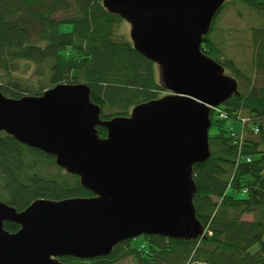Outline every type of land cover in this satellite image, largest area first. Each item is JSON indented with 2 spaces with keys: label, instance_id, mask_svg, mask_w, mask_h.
I'll return each mask as SVG.
<instances>
[{
  "label": "water",
  "instance_id": "water-1",
  "mask_svg": "<svg viewBox=\"0 0 264 264\" xmlns=\"http://www.w3.org/2000/svg\"><path fill=\"white\" fill-rule=\"evenodd\" d=\"M102 1L131 26L135 50L161 68L170 94L129 117L103 121L86 84L20 100L0 91V132L55 157L94 195L39 200L22 212L0 201V264L94 260L127 240L205 235L196 217L194 167L212 156L213 108L239 96L238 80L202 51L227 0ZM5 223L20 230L11 233Z\"/></svg>",
  "mask_w": 264,
  "mask_h": 264
},
{
  "label": "trees",
  "instance_id": "trees-1",
  "mask_svg": "<svg viewBox=\"0 0 264 264\" xmlns=\"http://www.w3.org/2000/svg\"><path fill=\"white\" fill-rule=\"evenodd\" d=\"M229 8L240 16L253 13L260 22L248 30L251 55L245 62L236 55L239 48L226 55L220 47L226 38L210 37ZM63 25L72 31L61 33ZM127 25L102 0H0L1 93L20 100L62 84H86L103 121L129 117L167 90L159 67L135 50ZM202 51L239 82V96L212 113L210 160L194 167V204L204 237L145 236L120 243L108 257H63V264H264V0H227ZM230 120L242 123L240 133ZM97 130L107 137L105 128ZM93 196L55 157L0 132V201L22 212L39 200ZM5 229L16 233L20 226L5 223Z\"/></svg>",
  "mask_w": 264,
  "mask_h": 264
},
{
  "label": "rangeland",
  "instance_id": "rangeland-1",
  "mask_svg": "<svg viewBox=\"0 0 264 264\" xmlns=\"http://www.w3.org/2000/svg\"><path fill=\"white\" fill-rule=\"evenodd\" d=\"M216 22H217L216 29L212 34H210V37L214 38L215 40H223L224 38H226L227 41L224 39L225 43L222 44V46H220L223 50H225L226 55L229 56L236 53L235 48H239L240 53H236V55L237 57H240L241 61L245 62V58H248L251 55L250 53L251 51H249L248 49L250 45L249 39H251L248 30H250L252 26H258L260 24L257 16H255V14L253 13H249L246 11L244 15L240 16L239 13L236 12V9L229 8L228 12L226 10L224 11L223 14H220ZM125 28H126L125 32H128L127 34L130 35L131 26L128 24ZM60 31L61 33H70L72 31V26L63 25L61 26ZM229 39L231 41H229ZM242 44L243 47H245L244 49L238 47ZM239 64L243 66L241 62H239ZM161 72H162L161 68L159 67L158 73L160 75V79H161ZM227 72L228 74H230V70H227ZM228 124L230 127L234 128L239 133L241 132L242 123L235 120H230ZM246 219L252 220L251 217H247ZM140 239H138L137 241H140ZM121 264H133V263L129 260V261L121 262Z\"/></svg>",
  "mask_w": 264,
  "mask_h": 264
}]
</instances>
